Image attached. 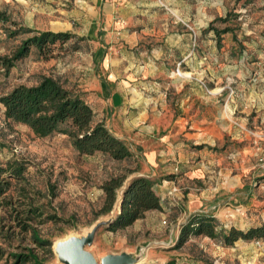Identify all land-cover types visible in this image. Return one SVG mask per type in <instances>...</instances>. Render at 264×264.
<instances>
[{
  "label": "rangeland",
  "instance_id": "rangeland-1",
  "mask_svg": "<svg viewBox=\"0 0 264 264\" xmlns=\"http://www.w3.org/2000/svg\"><path fill=\"white\" fill-rule=\"evenodd\" d=\"M144 2L143 8L150 15L145 25L150 32L154 28L155 35L138 41V50L160 47L163 52L154 55L163 62L162 74L149 81L165 84L166 107L172 111L182 102L170 83L179 77L189 84L197 79L194 82L209 96L202 99L198 112L194 106V112H188L190 118L180 122L185 129L177 135L175 155L180 153L181 160L176 155L172 162L173 169L185 161L189 165L201 162L199 176L165 185L173 177L163 169L165 163L145 166L143 151H166L161 144L166 135L162 129L145 134V145L123 139L133 157L117 162L99 153L78 155L63 135L36 138L27 127L6 121L0 106V167L13 160L26 166L24 179L12 181L0 198V264H14L12 256L18 254H33L36 264H62L54 244L68 236L97 264H164L169 260L187 264H264V240L239 239L231 246H221L204 236H190L178 244L181 225L194 214L189 200L195 198L204 202L196 209L216 215L219 226L226 231L264 225V0ZM92 5L88 0H0V14L6 20L0 22V57H10L24 39L33 35L20 32L10 37L21 28L70 32L77 38L57 44L47 58L39 57L32 48L8 73L0 66V96L18 85H35L44 76L57 78L84 92L96 112L95 121L101 119L109 131H117L111 116L113 107L90 101L94 96L89 93L94 91L85 90V85L91 87L93 82L105 79L103 64L113 60L110 56H117L112 47L118 44L115 38H106L105 32L97 30L106 25L96 21L101 11ZM211 22L219 32L224 28L230 31L216 38L208 29ZM120 44L124 58L151 57L149 53L140 54L137 46ZM180 45L198 62L195 71L182 70L178 65L180 56L173 52H178ZM208 62L215 73L210 88L204 77V64ZM211 106L214 110L205 108ZM201 111L205 117H199ZM172 115L160 121L173 123L180 119L174 112ZM213 115H217L213 120L219 131L197 128V124L207 127L209 119H202ZM127 136L133 138L130 133ZM121 176L125 178L115 191L112 209L100 214L102 185ZM141 176L152 181L157 191L167 186L160 193L169 199L160 211L146 212L127 227L109 230L120 211L124 189L133 178ZM28 208L41 215L26 220ZM36 238L40 243L35 242ZM23 264L33 263L30 260Z\"/></svg>",
  "mask_w": 264,
  "mask_h": 264
},
{
  "label": "trees",
  "instance_id": "trees-1",
  "mask_svg": "<svg viewBox=\"0 0 264 264\" xmlns=\"http://www.w3.org/2000/svg\"><path fill=\"white\" fill-rule=\"evenodd\" d=\"M217 21L225 22L224 19ZM0 22H6L1 14ZM212 23L208 29L214 32L216 38L230 31L229 28H224L219 32L212 27ZM20 32L33 35L24 39L10 57H0V66L5 73H8L15 63L23 60L32 48L39 57L47 58L51 56L57 44L63 45L69 40L77 39L70 32H39L27 28L10 33V37ZM0 106L6 121L27 127L36 138L66 136L78 155L92 156L99 153L117 162L133 157L126 144L113 136L102 121H95V114L86 102V94L74 87H68L57 78L44 76L35 85H18L0 96ZM25 169V164L17 160L0 167V198L7 192L12 181L19 182L24 179ZM124 178H111L102 185L104 199L100 214L112 209L116 200L115 191L122 186ZM119 208L118 215L109 224L108 229L111 231L129 226L133 221L143 218L146 212L160 211V200L154 191V183L142 176L133 178L123 191ZM40 215L41 212L28 208L24 218L32 221ZM190 236H204L216 240L221 246H231L239 239L264 240V225L251 227L246 231L235 228L226 231L219 226L213 215L194 213L181 225L178 244L184 243ZM35 242L40 243L37 238ZM1 256L0 251V259ZM12 258L14 264H23L30 260L36 264L37 261L33 254H18ZM164 264L187 263L169 260Z\"/></svg>",
  "mask_w": 264,
  "mask_h": 264
},
{
  "label": "crops",
  "instance_id": "crops-1",
  "mask_svg": "<svg viewBox=\"0 0 264 264\" xmlns=\"http://www.w3.org/2000/svg\"><path fill=\"white\" fill-rule=\"evenodd\" d=\"M94 6L92 8H98L101 11V15L96 18V21L103 22L106 26L103 28H98L97 30L105 32L104 36L106 38H115L117 45L112 47L114 49L113 53H117V56H110L113 60H108L103 64L105 69L106 77L103 81H95L91 87H87L85 90L93 89L89 94L93 97L90 101H95L102 107H113L114 113L111 115L112 119H115L117 131H110V133L120 140H130L139 143V145H145L147 143L145 134L154 133L157 131H166V135L162 139V146L166 151H162L161 154L149 151H143L142 157L145 162V166L157 165V162L165 163L163 169L167 171V174H171L172 179H167L165 185L171 184L174 182L180 181L183 177L186 178H195L199 176L201 170L200 164L189 165L185 160L179 168L173 169L172 162H175V156L177 155L178 161L181 154L175 155V149H177V135L181 134L185 127L180 124L184 119L190 118L188 112H194V106H196V112H198L202 99L209 97L205 90L194 80L189 84L188 80L183 77L176 78L171 81V85H175L177 95L179 96V104H175L174 110L171 111L166 107L165 100V84L160 86L158 84L153 85L149 80L150 78L159 77L161 73V67L163 62L157 60L154 55H162V51L159 48L152 47L144 51V47L140 50L141 45L138 41H141L145 36L151 35L154 36V28L150 32L145 24H147V15L146 11L143 8L144 0H88ZM96 13V12H95ZM97 14V13H96ZM120 42H124V45L131 44L137 46L136 50L142 53H149L150 59L138 60L134 58H124L121 54L122 46ZM139 44V45H138ZM167 49V47H166ZM184 45H180V49L174 51L173 53L179 54L180 61L178 65L182 70H194L197 68L198 62L194 60L193 55L186 54ZM158 57V56H157ZM191 57V58H190ZM207 68L204 77L208 83L209 88L215 79V73L210 70V63L204 64ZM193 71V72H194ZM194 75V73H192ZM89 95V97H90ZM186 96V97H185ZM179 100V101H180ZM93 110V105L91 102L86 101ZM185 106V109H184ZM190 107H192L191 110ZM208 108L207 110H214L213 107ZM204 110V108L202 109ZM96 114L95 110H93ZM175 115L180 118L179 120L173 121L165 119L160 121L161 118H166L168 116ZM217 113V112H216ZM203 111L199 113V117H205ZM206 117L202 119L205 121L209 119L208 125L197 128H209L219 131L218 126L215 124V117ZM214 119V120H213ZM98 122L101 119L97 120ZM201 121V122H202ZM200 122V120H199ZM198 122V123H199ZM194 126V125H193ZM132 134V137L127 136V134ZM159 155H162L159 157ZM179 171V177L176 176ZM157 187V186H156ZM154 185V188H156ZM167 188V186H165ZM160 187L159 192L154 189L156 195L160 200V206L163 209V204H166L164 195L160 192H163V189ZM203 197V196H200ZM166 199V200H165ZM192 202L193 213H207L205 210L196 209L203 206V201L199 198L189 200ZM213 217H217L213 214ZM217 219V218H216Z\"/></svg>",
  "mask_w": 264,
  "mask_h": 264
},
{
  "label": "water",
  "instance_id": "water-1",
  "mask_svg": "<svg viewBox=\"0 0 264 264\" xmlns=\"http://www.w3.org/2000/svg\"><path fill=\"white\" fill-rule=\"evenodd\" d=\"M55 252L59 262L62 264H97L88 254L81 250L79 243L74 238H69L59 243ZM107 264H122V262Z\"/></svg>",
  "mask_w": 264,
  "mask_h": 264
},
{
  "label": "bare ground",
  "instance_id": "bare-ground-1",
  "mask_svg": "<svg viewBox=\"0 0 264 264\" xmlns=\"http://www.w3.org/2000/svg\"><path fill=\"white\" fill-rule=\"evenodd\" d=\"M70 237H71V236H68V237H66L64 240L57 241V242L54 244V250L56 251V249H57L59 243H62V242H64V241L68 240ZM127 263H130V262L128 261Z\"/></svg>",
  "mask_w": 264,
  "mask_h": 264
}]
</instances>
